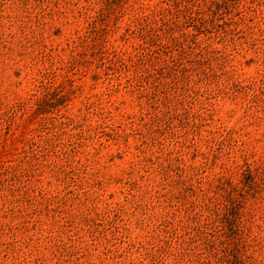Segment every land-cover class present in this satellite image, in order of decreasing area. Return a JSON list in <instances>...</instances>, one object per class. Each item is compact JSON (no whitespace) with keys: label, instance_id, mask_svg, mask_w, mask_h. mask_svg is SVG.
Returning a JSON list of instances; mask_svg holds the SVG:
<instances>
[{"label":"rangeland","instance_id":"1","mask_svg":"<svg viewBox=\"0 0 264 264\" xmlns=\"http://www.w3.org/2000/svg\"><path fill=\"white\" fill-rule=\"evenodd\" d=\"M0 264H264V0H0Z\"/></svg>","mask_w":264,"mask_h":264}]
</instances>
